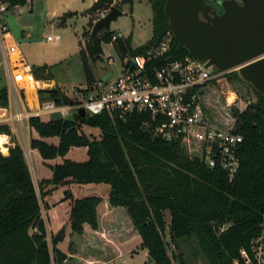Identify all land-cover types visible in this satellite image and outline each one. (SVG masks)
Returning a JSON list of instances; mask_svg holds the SVG:
<instances>
[{
	"label": "trees",
	"instance_id": "obj_1",
	"mask_svg": "<svg viewBox=\"0 0 264 264\" xmlns=\"http://www.w3.org/2000/svg\"><path fill=\"white\" fill-rule=\"evenodd\" d=\"M31 1L0 3H7L10 10ZM134 1L122 0L120 4L132 8ZM148 2L153 11V29L147 45L133 50L131 37L112 41L115 32L105 30L102 38L91 37L87 47L90 55L95 60L102 58V44H112L120 58L143 53L158 44L171 31L164 13L166 0ZM80 53L85 82L90 84L95 76L85 50ZM172 55L191 56L175 35ZM33 71L38 79L52 80L47 65L34 66ZM225 76L231 82L251 87L236 71ZM252 90L256 101L241 110L233 107L232 124L229 122L226 127L244 139L240 168L232 181L226 172L209 169L203 163L197 143L167 142L154 137L140 114L127 121L104 113L85 118L76 114L50 121L31 117L29 127L38 134V139L31 141V149L39 151L43 160L63 161L52 167L51 178L40 181L39 197L21 146L15 143L9 147L7 156L0 153V264H66L69 255L59 247L67 237L66 229L51 233L49 239L41 201L58 186L77 185L81 190L92 184L110 187V206L126 211L153 264H174L166 249L167 232L171 242L195 237L210 264H234L240 260V250L248 249L264 231V97ZM207 95L205 90V103L209 101ZM39 96L60 106L71 100L59 87L41 90ZM28 102L34 107L29 99ZM8 107L9 90L2 88L0 108ZM210 113L218 118L215 121L211 116L213 122L223 121L220 115L211 110ZM85 128L99 130L100 140H91ZM0 135H11L10 127L0 125ZM50 139H58V143H51ZM74 148H86L87 160L66 159ZM64 200L71 203L72 233L82 236L85 226L99 229L100 197L75 198L68 188ZM224 225L229 226L221 230ZM179 264L187 263L179 259Z\"/></svg>",
	"mask_w": 264,
	"mask_h": 264
},
{
	"label": "rangeland",
	"instance_id": "obj_2",
	"mask_svg": "<svg viewBox=\"0 0 264 264\" xmlns=\"http://www.w3.org/2000/svg\"><path fill=\"white\" fill-rule=\"evenodd\" d=\"M92 5L93 3L91 4L89 0H32L24 6L11 8L6 14L9 29L13 37L18 41L28 63L31 66L49 65L51 74L49 78L55 81L54 88H61L69 98L76 99L77 94L75 91L79 86L86 83L80 53L81 49L85 50L95 80L110 79L114 73L117 75L118 72L115 65H118L119 56L112 44H102L103 62L100 59L95 60L87 49L93 27L98 21L99 16L98 11L92 14L88 12ZM116 5L121 7L123 15L111 23L110 31L120 34L124 38L131 37V47L133 50L142 45H147L152 39L153 29V11L148 0H135L132 8L129 4L121 5L120 2H117ZM104 34L105 30L102 29L98 32L96 38H102ZM48 37H51L52 40H48ZM109 56L115 58L116 64L112 66L107 64ZM5 72L4 54L0 40V87L1 89L4 86L7 87L9 94H11V97L9 95L8 115H14L16 112L32 114L36 109V105L32 107L29 104V93L16 86L13 82H10L5 77ZM206 95L209 101L205 105L210 116H212L210 110L216 113V115H220L223 121L221 123L218 122V124H221L223 128L228 127L229 122L232 124L230 116L232 115L231 109L233 107L241 110L250 102L256 101V96L251 87L238 84L234 81L231 82L225 75L213 81L207 87ZM233 96L234 99L232 100ZM40 102H43V100L40 99ZM212 118L215 121L218 119L214 115ZM41 119L43 121H50L62 118L60 115L55 114L52 116H42ZM1 125L9 126L11 135H9L8 153H4L2 149H0V153L7 156L9 154V147L15 143L21 146L40 197V181L51 178L53 175L52 167L57 163H61L63 159L57 158L56 160L46 161L40 156L39 151L31 149V141L34 138L38 139V134L29 127L27 121H25L24 128H21L17 122H3ZM85 133L91 140H100L101 138V133L97 129L85 128ZM49 142L57 144L58 139H50ZM66 159L84 162L87 160V149L74 148L66 156ZM68 188L72 190L75 198L85 196L83 188L79 190L77 185H61L56 187L45 201H41L42 217L47 225L49 239L51 233L55 234L65 227L67 237L59 245L60 249H63L62 251L71 255L75 254L72 256L74 259H100L97 248L94 247L96 250L92 251L81 248L79 240L82 238L71 233V203L69 200H64V191ZM87 190L93 191L91 193L92 196H98L102 199L100 208L105 201V197L109 194L110 187L92 184L88 185ZM107 217L108 212L104 208L100 219L102 225L108 223L103 220V218ZM115 221L120 225L124 224V221L119 216H117ZM228 226H222L221 230L227 229ZM99 237H102L111 248H115L117 252L115 257L121 255V251H123L122 246H128L129 254L118 258L113 264L148 263V257L150 256L148 250L143 247L140 237L122 243H119V238L115 234L108 236L103 232L102 235L99 233ZM165 242L168 254L173 259L174 264H179V259H183L187 264H210L195 237L171 242L167 232ZM111 248L109 252H113ZM143 253H146L147 256L145 257ZM97 263L86 262V264Z\"/></svg>",
	"mask_w": 264,
	"mask_h": 264
},
{
	"label": "built area",
	"instance_id": "obj_3",
	"mask_svg": "<svg viewBox=\"0 0 264 264\" xmlns=\"http://www.w3.org/2000/svg\"><path fill=\"white\" fill-rule=\"evenodd\" d=\"M8 12V4L0 3V40L6 74L10 82L35 94L36 109L32 114L16 112L8 115L9 107L0 108L4 110L0 125L17 122L24 128L25 121L29 125L31 117L56 114L68 119L79 115L81 109L87 116L104 113L122 121L140 114L146 118L144 125L154 137L167 142L197 143L201 159L209 169L226 172L231 181L235 178L241 164L243 136L213 122L202 99V93L213 81L231 72H217L213 66L193 56L174 58V34L170 31L145 52L119 57L117 75L79 86L75 91L77 98H70L69 104L60 106L54 100L40 102L39 92L54 86L52 82L35 76L33 66L26 61L9 29ZM108 12L109 9L98 11V21ZM119 38H122L120 34H114L112 41ZM47 39L52 40L51 37ZM115 62L113 56L108 57L109 66ZM240 258L234 264H264V231L251 241L248 249L240 250Z\"/></svg>",
	"mask_w": 264,
	"mask_h": 264
},
{
	"label": "water",
	"instance_id": "obj_4",
	"mask_svg": "<svg viewBox=\"0 0 264 264\" xmlns=\"http://www.w3.org/2000/svg\"><path fill=\"white\" fill-rule=\"evenodd\" d=\"M214 2L217 7L207 0H166L164 13L171 32L191 56L217 72L236 71L244 83L264 97V0ZM102 9L109 12L95 23L93 40L123 15L115 0H96L88 12ZM79 115L87 117L83 109ZM147 264H153L151 257Z\"/></svg>",
	"mask_w": 264,
	"mask_h": 264
},
{
	"label": "crops",
	"instance_id": "obj_5",
	"mask_svg": "<svg viewBox=\"0 0 264 264\" xmlns=\"http://www.w3.org/2000/svg\"><path fill=\"white\" fill-rule=\"evenodd\" d=\"M89 1L92 4L96 0H89ZM121 1L122 0H115V3L121 2ZM44 65H47V64H42V65H38V66L34 65V66L35 67H41ZM47 66H49V65H47ZM116 68H117V66H116ZM5 77H7L6 72H5ZM39 80H41V79H39ZM48 81L52 82L53 86L55 85V81L53 79L48 80ZM3 88H7V87L4 86ZM0 89H1V87H0ZM6 138H7V141L4 143V146L7 148L8 144H9V136L6 135ZM7 153H8V148H7ZM87 188H88V186L83 187V190L85 192L84 197L92 196L91 193L93 191H88ZM81 190H82V188H81ZM81 198H83V197H81ZM104 208H106V211L108 212V217L105 219L103 218V220L107 221L108 223L105 225L104 224L102 225V223L100 222V219L102 217V210ZM115 214H116V216H115ZM117 216H119V218H122V220L124 221L123 222L124 224L120 225L119 223H117L115 221ZM98 219H99V229L97 231H94L89 226H85V232L82 236H80V238H82V239L79 240V244H80L81 248L86 249V250H90V251L96 250L95 248H97V251L99 252L98 257L100 259H94V260L93 259H81L80 260V259H74V257H72L75 254H73V255L68 254L69 258L67 259L66 264H86V262H95V263L99 262V263L113 264L118 258H122L124 255L129 254L128 253V251H129L128 246H122L123 248L122 247L121 248L123 251H121V255H118L117 257H115L117 255L115 248L114 249L111 248V246L108 245V243H106V241H104L102 237H99V233L102 235L103 232H105V234H107L108 236L115 234L119 238V243L127 242L131 239L139 238V235L133 229L132 222L130 221V219L126 215V211L122 208L111 207L109 204V198L107 195L105 197V201L103 202L102 206L99 208ZM72 234H74V233H72ZM69 237H70V235H69ZM110 248L113 252H109ZM61 250H63V249H61ZM143 254L145 257L147 256L146 253H143ZM142 263L143 262H141V264Z\"/></svg>",
	"mask_w": 264,
	"mask_h": 264
},
{
	"label": "bare ground",
	"instance_id": "obj_6",
	"mask_svg": "<svg viewBox=\"0 0 264 264\" xmlns=\"http://www.w3.org/2000/svg\"><path fill=\"white\" fill-rule=\"evenodd\" d=\"M28 99L35 105V94L33 92H28ZM234 99V96L232 98V100ZM7 141L6 136H0V149H2L4 151V153H7V149L4 146V143Z\"/></svg>",
	"mask_w": 264,
	"mask_h": 264
},
{
	"label": "flooded vegetation",
	"instance_id": "obj_7",
	"mask_svg": "<svg viewBox=\"0 0 264 264\" xmlns=\"http://www.w3.org/2000/svg\"><path fill=\"white\" fill-rule=\"evenodd\" d=\"M214 1H215V0H207V3H208V4H214V5H216ZM216 7H217V5H216ZM219 12H220V13L222 12V10H221L220 8H219Z\"/></svg>",
	"mask_w": 264,
	"mask_h": 264
}]
</instances>
